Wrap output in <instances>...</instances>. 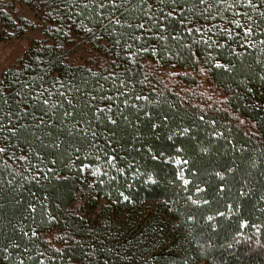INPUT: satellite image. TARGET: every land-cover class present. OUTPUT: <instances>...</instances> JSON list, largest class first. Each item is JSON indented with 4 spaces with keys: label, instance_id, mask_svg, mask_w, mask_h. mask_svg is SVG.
<instances>
[{
    "label": "trees",
    "instance_id": "trees-1",
    "mask_svg": "<svg viewBox=\"0 0 264 264\" xmlns=\"http://www.w3.org/2000/svg\"><path fill=\"white\" fill-rule=\"evenodd\" d=\"M14 1L23 3L33 15L37 16L36 20H40L43 32L42 39L32 43L17 65L7 69L5 74L9 79L14 78L17 71L20 72L19 79L22 82L30 81L33 76L40 75L44 78V87L47 88L52 84L53 78H57L66 86L75 83L85 92L97 96H113L115 97L113 103L119 106H123L122 101L125 96L128 97L129 104L137 105L144 101H136L135 95L148 96L161 102L162 111L170 116L169 123L172 125L199 124L195 119L196 113H203L206 118L215 117L218 129L225 132L227 137L236 143L237 148H242L243 151H233L225 141L221 140L220 144L223 147L219 149V154L202 157L197 154L195 141L190 139L180 141L187 149V154L195 161V167L199 169L197 176L186 173V178L192 183L185 191L184 186L179 181H175L176 166L163 159H151L134 139L132 127H128L123 121L115 129L111 125H105L100 131L107 136L114 130L119 143L109 146L103 137L98 142L108 149L110 155L117 157L118 165L123 167L132 165V170L125 174L132 186L128 189L122 187L121 190H124L133 202H122V200L118 202L116 192L113 190L115 185L107 183L108 177H104L106 183L98 182V178L91 174L95 167L99 166L94 158L83 159L84 153H75L71 150L64 155L62 148L60 153H57L58 163L55 167L66 179L51 178L41 181L40 184L35 182L26 184L25 189L30 188L36 194L35 198L25 190L24 200L17 206L8 186L0 185L3 188V192H0V196L3 197L0 203L5 205L3 216L0 218V264H17L21 258L20 253L26 246L30 248V252L24 256V264H35L36 257L41 252L44 253L41 259H44L45 264H264V201L260 200L264 195V81L257 78L264 72H261V68L255 62L257 53L252 49L245 51L244 48L238 47L242 41H229L231 49L242 53L239 58H235L229 54V47L215 51L207 49L203 43L188 48L177 47L176 43L167 37L164 41L157 42L154 32L136 28H120L117 32L109 34L111 28L117 26L114 23L107 25V21H104V24L107 25L109 32H105L97 25L94 37L92 33L84 31L81 27V25L93 26L84 17L79 20H76L75 16L71 20L64 19L66 10L59 6V0L55 2L9 0L11 5L0 2V28L2 26L4 30L9 31V34L3 32L4 35L1 32V39H20L24 37L28 28L27 24L24 27L18 25V22H26V20H17L13 17V12L10 10L15 5ZM153 8L155 9V5ZM49 12L51 16L48 15ZM228 15L230 16L231 13ZM125 19L133 24L137 22L135 15H126ZM141 22L147 24V21ZM167 23L171 26L169 34L183 37L182 44H187L189 40L201 39L199 34L188 35L179 17H174ZM187 24L188 21H184V25ZM201 24L208 28L212 24H222V22L200 20L196 26ZM57 28L61 31L57 32ZM121 32L125 33L123 37L120 36ZM134 34L141 39H131ZM211 35L212 39H217L215 32ZM207 38V36L203 37L204 40ZM117 39L121 40L119 46L114 43ZM227 39L224 37L221 42ZM258 39H264V36H259ZM124 42H127L134 55H129ZM157 43L161 46L158 48L160 54L153 55L151 49L156 47ZM163 46L171 47V53L164 51ZM79 47L93 51L99 58L98 65L87 66L70 62L66 50L68 48L75 50ZM143 47L148 48V51L141 50ZM193 52L196 53L195 56L191 55ZM209 52H212L217 59L222 57L223 63L230 61L235 71L211 69L201 73L200 67L208 68V65L201 61ZM88 69L97 72V76H92ZM125 69L129 71L126 72ZM164 69L177 70L180 75L183 73L185 76L179 75L178 83L168 87L157 75ZM111 73H115V76L122 80L130 77L128 87L124 89V96L118 95L114 90L121 87L119 81L113 83L115 77L104 79ZM194 76L206 78L222 98V103L224 96H229L231 104L223 103V106L217 107L215 103L189 95L187 88L197 85L198 79L196 80ZM84 81H87L86 86ZM249 87L253 89L251 93L247 91ZM59 88L60 85L56 84L51 90L55 91ZM72 96L73 93L69 92L68 97L72 98ZM79 99L84 98L79 97ZM106 102L97 101L101 107ZM74 103L78 108L80 107L77 100H74ZM209 105L211 108L208 107ZM257 105L259 108L256 107ZM65 107H68L66 102ZM81 111L91 115L87 109ZM134 111L129 108L125 112L133 124L135 117L131 113ZM236 117L251 124L254 133L247 132L239 125ZM76 118L78 119L79 116ZM199 127L202 131L197 132L194 129L193 134L206 139L208 129L203 124H199ZM144 131L147 132V129L144 128ZM150 139L158 149L171 151L170 142L167 141L163 130L158 137L150 136ZM69 143L82 146L84 142L69 140ZM26 147L21 145L15 151L19 154L21 149ZM112 147L116 148L115 152L111 151ZM78 155L83 159V164L89 165L83 171H80V162L76 160ZM4 161L19 166L15 161L7 160V157H0V168ZM225 161L229 163L234 161L236 181L240 183L229 179L230 191L218 194L216 186L219 180L210 173L219 170L220 165ZM253 161L256 162V167L252 166ZM136 168H139L141 173L151 172L157 183L154 185L143 183L146 178L144 176L132 181V174ZM3 178H9L7 170L4 171ZM242 184L245 191L251 189L247 198H240L237 195ZM196 186L206 188V193H197ZM109 191H112L111 198L107 195ZM189 195L193 199H199L203 195L212 202L209 205L203 203L192 205L187 200ZM45 196H47L46 200ZM16 198L20 199L19 196ZM78 199L81 200L83 207L90 209L92 219L72 214L71 206ZM34 200H38L39 205H42L46 211L43 213L38 211L33 217L25 209L27 203ZM228 204L234 207H225ZM217 210L224 213V216H215ZM208 215H213L214 220L208 221ZM241 224L243 227L240 226ZM13 225L17 228L16 232H13ZM21 226L25 230L32 228L37 231L38 235L31 238V243L28 238L21 239L19 232ZM54 230L61 239L63 238V242L67 241L64 246L53 245L45 239V236ZM204 232L209 234L207 241L201 238ZM69 236L74 239L68 240ZM75 241H79L80 245L77 246ZM15 243L21 245L20 249L9 246ZM6 246L11 253L7 260L3 253V248ZM55 249H60L61 255L50 261L48 258L55 255ZM28 255L32 256L31 260L28 259Z\"/></svg>",
    "mask_w": 264,
    "mask_h": 264
},
{
    "label": "snow or ice",
    "instance_id": "snow-or-ice-1",
    "mask_svg": "<svg viewBox=\"0 0 264 264\" xmlns=\"http://www.w3.org/2000/svg\"><path fill=\"white\" fill-rule=\"evenodd\" d=\"M55 2V0H53ZM155 5V9L153 8ZM59 6L65 9L64 19L71 20L75 16L76 20L84 17L92 23V27L84 28V31L92 33L96 36L95 27L99 25L105 32H109L107 25L113 23L117 27L111 28L109 34L117 32L120 28H136L141 31L154 32L157 42L164 41L166 37L175 42L177 47L188 48L192 45L203 43L207 49L223 50L229 47V41H242L238 47L252 49L257 53L256 64L264 72V39H258L259 36H264V0H59ZM167 9V11H165ZM56 10V9H54ZM228 13H231L229 16ZM51 16V12L48 13ZM59 15V12H58ZM135 15L136 23L133 24L130 20H126L125 16ZM174 17H179L181 25L185 27V32L188 35L199 34L201 39L189 40L187 44H182L183 37L175 34H169L171 27L167 21L172 20ZM188 21L185 26L184 21ZM204 20H219L222 24H212L210 27L205 28L203 24L196 26L198 21ZM107 21V25L104 24ZM141 21H147V24ZM151 25L152 27H149ZM57 32L61 29L57 28ZM174 31V30H173ZM215 32L217 39H212V33ZM67 35V33H65ZM125 33L121 32L120 36L123 37ZM207 36V40L203 37ZM224 37L228 39L224 42ZM134 40L141 39L140 36L133 35L130 37ZM115 45L119 46L121 40L114 41ZM62 47L63 45H56ZM124 46L128 48L129 55L131 53L130 47L127 42ZM161 46L157 43L156 47L151 49L153 55H159L158 48ZM141 50L148 51V48L143 47ZM163 50L171 53V47L163 46ZM230 55L239 58L242 53L237 52L235 49L230 48ZM195 56L196 53H191ZM223 58L217 59L209 52L208 56L201 61V63L208 65V68L200 67L199 71L205 73L211 69H222L225 72L235 71L231 62H221ZM27 67V66H24ZM6 71L0 72V157H7V160L15 161L16 164H9L7 161L3 162L0 168V185L6 184L9 191L13 194L12 199L17 206L24 200L23 191H28V194L33 198L36 194L30 188L25 189V185L35 182L40 184L41 181H47L51 178L66 179L60 174L55 165L58 163L57 153L64 149V155H67L71 150L75 153H84L83 159L89 157L94 158L99 165L95 167L91 174L98 178L100 184L106 183L104 177H108L107 183L114 184V191L117 195V201L132 203L130 196L126 194L121 188H131L132 184L126 177V172L132 170V165L128 164L127 167L120 166L116 163L117 157L110 155L106 147H102L98 142L100 138H104L109 146L118 144L116 140V132L113 130L107 136L100 131L105 125H111L113 129L119 127L121 121L128 127L134 130V139L140 144L153 160H165L167 163L176 166L175 181H179L184 190L187 191L189 185L192 183L186 178L188 175L197 176L199 169L195 167V161L187 154V149L180 141L190 139L196 142L197 154L202 157H211L213 154H219V149L223 147L220 141L223 140L231 147L233 151H243L242 148H237L236 143L227 137L225 132L220 131L217 127V119L212 116L206 118L203 113H196L195 119L199 124H203L208 129L206 139H202L199 135H194L195 131H202L199 124H177L172 125L169 123L170 116L162 111L163 105L158 100H153L148 96L135 95L136 101H144L142 104H129L128 97L122 101L123 106L115 105L113 96H97L82 90V88L75 83L66 86L59 79L53 78L52 84L49 87H44V78L40 75L33 76L30 81L22 82L19 79L20 72L14 74V78L9 79L6 76ZM92 76H97V72L88 69ZM129 71V69H125ZM115 77L113 83L119 81L121 87L114 90L120 96H124V89L128 87L129 78L120 79L111 73L110 76H105L104 79ZM259 80L264 81V74L257 77ZM39 81V83H37ZM56 84L60 85L59 89L51 90ZM85 86L87 81H84ZM18 85V87H17ZM99 87V83L97 81ZM64 89V90H61ZM249 93L253 91L251 87L247 89ZM73 93L72 98L68 97V93ZM79 97L84 99L80 100ZM211 99V97H209ZM74 100L79 102L80 107L74 103ZM107 101L101 107L97 101ZM65 102L68 107H65ZM223 103L231 104V98L224 96ZM211 108V105L208 106ZM259 108V105L256 106ZM132 108L135 111L131 113L135 117V124H133L129 115L125 112ZM81 109H87L91 112H82ZM94 109V111H92ZM79 116L77 119L76 117ZM241 125H245V120H239ZM83 125V126H82ZM147 129V132L144 131ZM166 133V139L170 142L171 151L165 152L158 149L151 141L150 136H157L161 131ZM249 135V133H245ZM90 136V138H89ZM69 140L83 141V145L77 143H69ZM21 145H26V148L21 149L17 154L15 149ZM11 149V151H10ZM112 152L116 151L115 147L111 148ZM139 151V149H136ZM49 157H52L49 159ZM83 159L78 155L76 160L80 162V171L88 168L89 165L83 164ZM35 161V163H33ZM191 165V166H190ZM234 161L231 163L225 161L220 165L219 170H214L210 173L211 176L218 178L219 183L216 186L218 194H224L230 191L228 187L229 179L236 181L235 169L233 167ZM252 166L256 167V162H252ZM67 167V165H65ZM103 169V175L101 171ZM8 171L9 178L4 179V171ZM115 173L114 175L110 173ZM141 176L146 177L143 183L156 184L157 181L153 178L151 172L145 171L141 173L139 168H136L132 174V181H136ZM123 178V183H121ZM240 183V181H236ZM207 183V181H205ZM197 193H206V188L199 186L195 187ZM0 192L3 188L0 187ZM251 193V189L244 190L242 184L238 190L237 195L240 198H247ZM111 198L112 191L107 193ZM19 196L20 199L16 197ZM0 199H3L0 196ZM47 199V196L44 197ZM187 200L192 205H209L212 200L205 198L203 195L199 199H193L191 195ZM264 201V195L260 197ZM38 200L30 201L26 205L25 211L29 215L46 210L42 205H39ZM5 205L0 203V218L3 216V209ZM227 208H232L234 205H225ZM215 216L223 217L224 213L219 210L216 211ZM27 219V217H25ZM55 219V217H52ZM191 219V217H189ZM208 221H213L214 216L208 215ZM243 227V224L240 225ZM255 225H253L254 227ZM212 227V225H209ZM17 228L13 225V232ZM21 239L28 238L31 243V238L38 235L35 229L29 228L25 230L23 226L19 229ZM201 238L205 241L209 239L208 232L201 234ZM63 239V238H62ZM68 240L74 238L69 236ZM67 243V241H65ZM79 246L80 242L75 241ZM13 249H20L19 243L9 245ZM30 252L29 247H24L20 253V259L17 264H24V256ZM5 260L9 259L11 253L9 247L3 248ZM61 255L60 249H55V255L48 259L54 260L56 256ZM91 255V254H89ZM44 253L41 252L36 257L35 264H45L44 259L41 257ZM31 260L32 256L28 255Z\"/></svg>",
    "mask_w": 264,
    "mask_h": 264
},
{
    "label": "rangeland",
    "instance_id": "rangeland-1",
    "mask_svg": "<svg viewBox=\"0 0 264 264\" xmlns=\"http://www.w3.org/2000/svg\"><path fill=\"white\" fill-rule=\"evenodd\" d=\"M2 3H9V0H0ZM15 5L12 6L11 12H13V17L17 20L24 19L25 21L18 22V25L20 27H24L25 24H27L28 28L26 30V33L24 37L20 39H1L0 38V72L5 71L6 69H9L15 65H17L18 61L24 56L25 52L31 47L32 43L35 41H39L42 39V30H41V24L40 20H36V15H33V12H30L28 8L25 7V5L21 2L14 1ZM33 26L32 28H29ZM42 28L43 25H42ZM7 32L5 34H9V31L4 30V27L1 26L0 33ZM4 35V33H3ZM8 36V35H7ZM67 58L70 62L74 64H82L87 66H96L99 63V58L96 56V54L91 51L89 48H76L75 50H70L69 48L66 50ZM158 77L165 82L169 87L173 84L178 83V77L180 73L177 72V70H166L160 71L158 74ZM182 77L185 75L181 73ZM195 77V76H194ZM193 77V78H194ZM197 80L196 86H191L187 88V92L189 95L194 96L195 98L202 99L205 101H208L210 103H215V106L220 107L223 106L222 104V98L220 95L214 90V88L211 86L209 81L204 78L203 76H196ZM211 97V99H209ZM240 119L236 117V121L239 123ZM247 132L254 133V129L252 128V125L246 122L245 125H241ZM103 204V203H101ZM99 208V207H97ZM72 214L76 216H83L86 219H92V213L90 209L83 207L82 202L80 199L76 200L72 206H71ZM45 239L56 246L62 247L64 246V243L59 236L58 232L55 230L50 232L48 235L45 236Z\"/></svg>",
    "mask_w": 264,
    "mask_h": 264
}]
</instances>
